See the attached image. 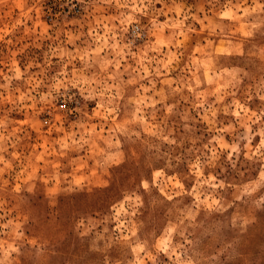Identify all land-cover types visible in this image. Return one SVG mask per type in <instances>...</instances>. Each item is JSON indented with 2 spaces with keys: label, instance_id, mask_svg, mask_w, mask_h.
<instances>
[{
  "label": "rangeland",
  "instance_id": "374dc122",
  "mask_svg": "<svg viewBox=\"0 0 264 264\" xmlns=\"http://www.w3.org/2000/svg\"><path fill=\"white\" fill-rule=\"evenodd\" d=\"M0 264H264V0H0Z\"/></svg>",
  "mask_w": 264,
  "mask_h": 264
},
{
  "label": "built area",
  "instance_id": "2783aa9c",
  "mask_svg": "<svg viewBox=\"0 0 264 264\" xmlns=\"http://www.w3.org/2000/svg\"><path fill=\"white\" fill-rule=\"evenodd\" d=\"M59 107H62V105H60Z\"/></svg>",
  "mask_w": 264,
  "mask_h": 264
}]
</instances>
